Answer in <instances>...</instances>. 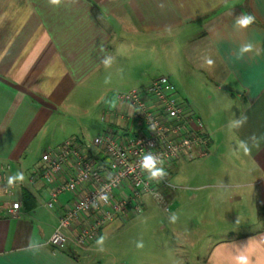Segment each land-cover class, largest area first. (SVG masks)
I'll list each match as a JSON object with an SVG mask.
<instances>
[{
  "label": "crops",
  "instance_id": "crops-1",
  "mask_svg": "<svg viewBox=\"0 0 264 264\" xmlns=\"http://www.w3.org/2000/svg\"><path fill=\"white\" fill-rule=\"evenodd\" d=\"M242 13L255 22L234 29ZM180 40L188 62L168 79L208 135L209 156L185 162L187 177L176 186L170 181L180 161L171 164L163 188L176 221L184 212L187 224L154 242L159 260L151 264H237L241 253L249 264H264V146L245 152L241 143L264 134V0H62L58 7L0 0V264H120L105 261L107 246L97 240H108L132 216L108 222L88 250L52 247L70 197L47 209L50 185L36 171L42 154L65 141L90 150L72 126L98 108L104 132L119 130L113 113L127 109L111 88L131 82L144 89L160 77L145 57L154 54L156 62L162 44ZM248 42L254 51L237 58ZM106 57H113L109 66ZM241 114L247 124L229 128ZM17 172L23 181L9 185ZM14 202L19 208L11 215Z\"/></svg>",
  "mask_w": 264,
  "mask_h": 264
},
{
  "label": "built area",
  "instance_id": "built-area-1",
  "mask_svg": "<svg viewBox=\"0 0 264 264\" xmlns=\"http://www.w3.org/2000/svg\"><path fill=\"white\" fill-rule=\"evenodd\" d=\"M114 98L127 109L113 113L119 130L95 137L90 150L69 140L41 156L43 165L36 174L50 185L46 208L52 210L61 195L71 202L49 238L52 247L69 243L88 250L108 222L140 215L147 199L168 212L160 191L168 167L209 156L208 135L175 97L167 77L152 80L144 89L116 92ZM149 151L164 160L167 176L162 181L149 180L140 166ZM18 208V202L12 203L11 215Z\"/></svg>",
  "mask_w": 264,
  "mask_h": 264
},
{
  "label": "rangeland",
  "instance_id": "rangeland-1",
  "mask_svg": "<svg viewBox=\"0 0 264 264\" xmlns=\"http://www.w3.org/2000/svg\"><path fill=\"white\" fill-rule=\"evenodd\" d=\"M133 43L134 45H139L137 41ZM180 43H182L181 40L172 45L166 43L162 44L160 54L157 52L156 62H154V54L145 57L144 62H146V64L152 63V65L157 69L154 70L157 74L156 76L170 77V71L171 69H175V66L185 69L188 57L184 55ZM169 46H171V48L173 47L175 50L174 53H176L173 54V56H175V61L172 63L170 62L171 53ZM155 49H159V47ZM139 86L142 85L130 82L113 86L111 90H113V94L115 95L116 92L129 91L135 87L139 88ZM110 95L111 93L108 96ZM89 98L90 97H88V100ZM88 103H90V100ZM99 111L100 110L98 108L96 112L88 113L86 118L79 121L76 120V125L74 127L72 126L74 134H76L80 140L85 141L90 148H93L92 140L95 137L102 135L105 130V123L100 120L101 114ZM63 138V135H58L56 137L58 140H62ZM184 163L185 162L183 161L177 163V172L175 173L174 178L171 179V184L176 186L184 182L185 177H187V168ZM146 203L147 204L143 213L140 216L138 215L135 216V218L132 217L131 219L126 220L123 223V227L119 228V231L114 233L108 240H104L103 246H107L106 250H108L106 251L107 258L105 261L110 262L111 259L117 258L120 264H151L153 261L159 260L158 258H155L156 256H154V242L158 240L164 241L165 237L161 235L164 233H170L168 232V229H170L171 226L176 224L181 225V227L186 226L187 215L184 212L178 217V221L171 222L169 217L172 215V209L170 207L168 208V212H165L150 199H147ZM162 225L167 227V231H159V227ZM195 232L197 234L201 231L199 232L195 229ZM138 243H142L143 246L137 247Z\"/></svg>",
  "mask_w": 264,
  "mask_h": 264
},
{
  "label": "clouds",
  "instance_id": "clouds-1",
  "mask_svg": "<svg viewBox=\"0 0 264 264\" xmlns=\"http://www.w3.org/2000/svg\"><path fill=\"white\" fill-rule=\"evenodd\" d=\"M49 3L53 6H59L62 3V0H49ZM255 22V16L252 14H244L237 16L235 20L233 21V28L238 29H246L249 26H251ZM254 51V44L252 42H248L244 45H242L237 52V58L242 59L246 53L253 52ZM259 54V53H256ZM113 61V57H106L102 63L105 66H109ZM213 61L211 59L207 60V64L211 65ZM248 122V116L246 114H241L240 116L232 119L229 122V128L233 130H239L243 128ZM244 148L245 152H250L252 148H255L257 150H260L262 146H264V134H261L260 136H256L255 134L251 135L248 140L241 142ZM164 160L159 158L157 154H153L151 151H149L146 155H144L143 159L140 162V166L143 170H146L148 173V179L149 180H157L162 181L166 176L167 172L163 167ZM24 174L23 172H17L14 176L9 177L8 183L9 185H13L17 181H23ZM104 200H107L108 197H103ZM170 221L175 222L177 220V216L175 214H172L170 216ZM104 241V237L101 236L97 240L98 245H102ZM142 243H138L137 247H142ZM103 250L102 248L100 249ZM237 264H249V257L243 253L238 254L235 257Z\"/></svg>",
  "mask_w": 264,
  "mask_h": 264
},
{
  "label": "trees",
  "instance_id": "trees-1",
  "mask_svg": "<svg viewBox=\"0 0 264 264\" xmlns=\"http://www.w3.org/2000/svg\"><path fill=\"white\" fill-rule=\"evenodd\" d=\"M167 172H168V178H169V176H170V166L168 167ZM160 191L162 192L163 197L166 200H169V198H170L169 192L170 191L168 189H166V188H163V186L160 188Z\"/></svg>",
  "mask_w": 264,
  "mask_h": 264
},
{
  "label": "water",
  "instance_id": "water-1",
  "mask_svg": "<svg viewBox=\"0 0 264 264\" xmlns=\"http://www.w3.org/2000/svg\"><path fill=\"white\" fill-rule=\"evenodd\" d=\"M225 89V88H224ZM229 91H231V90H229Z\"/></svg>",
  "mask_w": 264,
  "mask_h": 264
}]
</instances>
